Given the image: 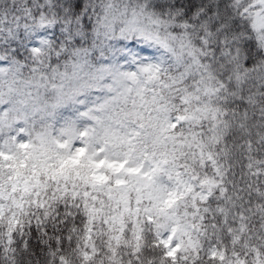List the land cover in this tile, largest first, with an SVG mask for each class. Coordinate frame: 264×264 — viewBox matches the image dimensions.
Here are the masks:
<instances>
[{
    "label": "snow or ice",
    "instance_id": "snow-or-ice-1",
    "mask_svg": "<svg viewBox=\"0 0 264 264\" xmlns=\"http://www.w3.org/2000/svg\"><path fill=\"white\" fill-rule=\"evenodd\" d=\"M0 264H264V0H0Z\"/></svg>",
    "mask_w": 264,
    "mask_h": 264
}]
</instances>
